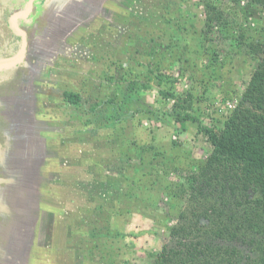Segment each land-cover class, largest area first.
<instances>
[{
	"label": "rangeland",
	"instance_id": "obj_1",
	"mask_svg": "<svg viewBox=\"0 0 264 264\" xmlns=\"http://www.w3.org/2000/svg\"><path fill=\"white\" fill-rule=\"evenodd\" d=\"M206 5L221 13L209 31ZM16 23L25 57L0 71V95L15 91L0 102V264H148L211 152L201 127L223 128L257 67L249 45L264 43V9L36 0ZM4 32L0 58L21 42ZM167 93L186 100L177 111L194 120L183 128Z\"/></svg>",
	"mask_w": 264,
	"mask_h": 264
},
{
	"label": "trees",
	"instance_id": "obj_2",
	"mask_svg": "<svg viewBox=\"0 0 264 264\" xmlns=\"http://www.w3.org/2000/svg\"><path fill=\"white\" fill-rule=\"evenodd\" d=\"M246 1L264 9V0ZM205 8L204 27L209 31L221 13L209 5ZM249 50L259 59L257 67L223 128L201 127L211 152L200 170L191 174L187 206L169 228L168 242L150 255L148 264H264V43H252ZM161 78L158 75L157 81ZM14 84L21 89L20 83ZM135 84L130 83L129 92H136ZM7 92L0 99L14 97L15 91ZM62 96L72 105L80 101L76 93ZM163 96L174 100L171 114L177 115L181 128L183 122L194 120L189 115L180 118L177 111L186 100L172 93ZM25 199L26 207L20 212L31 219V196L26 194Z\"/></svg>",
	"mask_w": 264,
	"mask_h": 264
},
{
	"label": "water",
	"instance_id": "obj_3",
	"mask_svg": "<svg viewBox=\"0 0 264 264\" xmlns=\"http://www.w3.org/2000/svg\"><path fill=\"white\" fill-rule=\"evenodd\" d=\"M34 1L35 0H28L26 9L22 11H18L9 17L8 20L9 28L11 29L12 33H14L16 36H19L21 38V42H20L19 51L15 55L10 57L0 58V71L6 68L16 67L24 60L26 47H27L26 34L16 25V21L18 18L25 17L30 13Z\"/></svg>",
	"mask_w": 264,
	"mask_h": 264
},
{
	"label": "flooded vegetation",
	"instance_id": "obj_4",
	"mask_svg": "<svg viewBox=\"0 0 264 264\" xmlns=\"http://www.w3.org/2000/svg\"><path fill=\"white\" fill-rule=\"evenodd\" d=\"M26 7H27V3H26ZM26 7H25V3L23 0H0V15L3 17L0 21V38H2L3 35L6 34L4 30H7V31L9 30L12 33L11 29L9 28V23H8L9 17L12 14L20 10L26 9ZM3 101H6V100H0V102H3Z\"/></svg>",
	"mask_w": 264,
	"mask_h": 264
}]
</instances>
